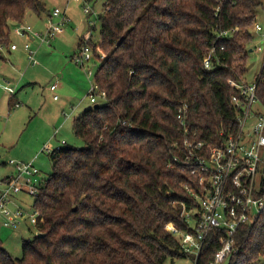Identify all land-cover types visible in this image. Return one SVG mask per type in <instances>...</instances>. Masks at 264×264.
<instances>
[{
  "label": "trees",
  "instance_id": "trees-1",
  "mask_svg": "<svg viewBox=\"0 0 264 264\" xmlns=\"http://www.w3.org/2000/svg\"><path fill=\"white\" fill-rule=\"evenodd\" d=\"M260 4L104 0L97 16L100 38L91 47L100 62L94 82L107 92L106 100L73 119V134L83 146L49 152L51 172L32 203L38 233L22 240L20 258L0 242V264H173L189 258L167 225L191 230L181 212L183 205L197 206L186 190H197V178L173 156L181 155L185 137L212 146L223 142L221 131H234L235 90L227 80L241 81L246 74ZM47 10L42 0H0V46L9 47L11 26L28 11L41 16ZM236 26L239 32L229 39L212 33L214 27ZM214 44L222 64L207 71L202 60ZM182 103L188 105L187 133L176 118ZM220 234L209 233L199 264L213 258ZM234 237L225 264H258L264 257V209Z\"/></svg>",
  "mask_w": 264,
  "mask_h": 264
},
{
  "label": "built area",
  "instance_id": "built-area-1",
  "mask_svg": "<svg viewBox=\"0 0 264 264\" xmlns=\"http://www.w3.org/2000/svg\"><path fill=\"white\" fill-rule=\"evenodd\" d=\"M74 1L82 3L86 15L95 14L88 1ZM218 11L219 5L214 8L216 15ZM70 21L65 11L55 7L46 19L47 26L44 31L35 30L24 23L16 25L13 31L19 36L32 35L40 43H49L56 35L63 32ZM94 24V21L87 20V30L81 36V43L71 55V61L83 69L84 65L95 57L91 47ZM252 29L255 32L262 30L257 22L253 23ZM237 32H239L238 26L228 30L214 27L212 31L216 39H229ZM219 47V50L225 48L222 45ZM10 48L13 50L16 45L12 44ZM217 48L214 44L203 57V67L207 71L222 64V58L217 55ZM254 48L253 51L257 55L263 51L259 45ZM2 49L3 47L0 46V50ZM25 51L29 63L36 65V51L28 44L25 45ZM91 74L89 69L86 75L91 76ZM263 79L264 54L261 58V67L251 81L245 76L241 81L227 80V84L235 90L231 97V104L237 112L234 131H229L227 134L221 131L223 142L212 146L193 136L185 137L181 144V155L173 156V161L184 162L197 178L196 191L186 187V190L194 196L197 206L189 209L183 205L181 212L191 230L183 232L172 223L167 225V229L179 240L182 251L192 258L193 264H199L198 258L203 243L209 233L215 229L221 231L218 237L219 247L206 264H225L226 256L233 249L237 228L254 222L264 209V87L261 88L260 84ZM4 88L8 93L13 94V88L7 86ZM50 89L54 90L55 85H51ZM106 93L94 81H90L88 97L91 102L96 104L99 98L105 101ZM53 98L56 99L57 95H53ZM14 106L20 105L16 102ZM188 112L186 103H182L176 112V118L184 133L189 132L190 128L187 124ZM64 143L61 141V144ZM9 164L13 167V172L4 178L3 188L0 191V228L16 229L21 221L27 220L38 233L39 215L36 210L32 208L33 213L28 215L20 207L11 209L8 205L12 196L19 193L37 196L42 183L39 170L31 162L10 160Z\"/></svg>",
  "mask_w": 264,
  "mask_h": 264
},
{
  "label": "rangeland",
  "instance_id": "rangeland-1",
  "mask_svg": "<svg viewBox=\"0 0 264 264\" xmlns=\"http://www.w3.org/2000/svg\"><path fill=\"white\" fill-rule=\"evenodd\" d=\"M47 6L56 4L60 9L66 8L71 23L64 27L62 35L51 41V46L32 42V49H36V65H30L23 50L20 61L0 60L5 69L0 70V191L3 188V179L11 175L13 167L9 161L33 163L39 170L41 180L51 172L49 152L60 146H83L81 139L75 137L72 131V121L86 109L94 105H102L103 99L96 104L88 97L90 81H94L99 61L96 57L84 65V69L71 61V55L77 48L78 36L87 30V20L94 21L91 42L99 41L100 24L96 15L101 12L104 0L88 2L95 14L86 15L82 3L74 0H45ZM257 9L255 21L261 25L264 32V0ZM13 31V30H12ZM250 48L262 46L263 51L258 55L249 52L245 78L251 81L253 75L261 67V58L264 54V39L260 33L252 28ZM14 36V35H13ZM81 37V36H80ZM58 44H56V41ZM21 55V54H20ZM91 70V76L86 75ZM88 76V77H87ZM54 84L56 91L50 90ZM4 86L14 89V99L20 106L9 107V93ZM58 99L54 100L53 95ZM64 141V144H61ZM33 198L23 193L12 196L9 203L11 209L16 206L30 215L33 213ZM37 231L27 220L21 221L18 228H0L1 246L13 258H20L23 239L36 236ZM258 264H264V257ZM166 264H171L167 262ZM173 264H193L192 258H182Z\"/></svg>",
  "mask_w": 264,
  "mask_h": 264
},
{
  "label": "crops",
  "instance_id": "crops-1",
  "mask_svg": "<svg viewBox=\"0 0 264 264\" xmlns=\"http://www.w3.org/2000/svg\"><path fill=\"white\" fill-rule=\"evenodd\" d=\"M42 2H44V4H45V6H46V8L48 9L47 11H48V13H46L45 15H41V16H37V15H35V14H33L32 12H27V14L25 15V17H24V19H23V21L21 22V23H24V24H29L33 29H35V30H38V31H44V29H45V26H47L46 25V19H47V17H48V15H49V13L52 11V9L53 8H55V7H59V6H57L56 4H54V5H52L51 7L50 6H47V4H46V1L45 0H42ZM63 11H65V13L67 14V11H66V8L64 9L63 8ZM69 16V15H68ZM70 18V17H69ZM70 20H71V18H70ZM72 21V20H71ZM71 23V22H70ZM69 23V24H70ZM16 25H12L11 26V29L13 30L14 29V27H15ZM67 26V25H66ZM88 27V26H87ZM11 30V35H10V40H12L11 41V44L10 45H12V44H15L16 45V48L15 49H11L10 48V45H9V47L8 48H3L2 50H1V55L3 56L2 58V60L1 61H5L6 59H5V57H6V55L7 56H10L9 57V59H10V61H13V62H18V61H20V57H22V54L24 53L25 54V56H26V58H27V53H26V51H25V45L26 44H28V45H30L31 46V44H32V42H37L38 41V39L37 38H35L34 36H32V35H29V36H19V35H17L14 31H12ZM63 32H64V30H63ZM62 32V33H63ZM62 33H60V34H58V35H56V36H59V35H62ZM14 35V36H13ZM55 36V37H56ZM81 36V35H80ZM80 36H78V37H80ZM54 37V38H55ZM53 38V39H54ZM52 39V40H53ZM51 40V41H52ZM78 40H79V38H78ZM78 40L76 41V42H78ZM58 41L59 40H57L56 41V44H58ZM39 42V45L38 46H40V44H46V45H48V47L49 46H51V42H49V43H40V41H38ZM79 43V42H78ZM77 43V44H78ZM32 48V47H31ZM21 49L23 50V53H21L20 51H21ZM35 51H36V49H35ZM21 54V55H20ZM36 54H37V51L35 52V57H36ZM27 60H28V58H27ZM29 62V61H28ZM30 64V63H29ZM31 65V64H30ZM6 67H5V65L4 64H0V70H3V69H5ZM53 85V84H52ZM51 86V85H50ZM51 90V89H50ZM52 91H56V88L54 89V90H51V92ZM14 94H15V92H13V94H10L9 93V96L10 95H13V97H14ZM55 95V94H54ZM54 99V98H53ZM58 99V97L56 98V99H54V100H57ZM15 101H14V103H13V105H15ZM13 107H15V106H13ZM12 167V166H11ZM13 172V168H12V170H11V173ZM10 173V174H11ZM0 242H1V239H0Z\"/></svg>",
  "mask_w": 264,
  "mask_h": 264
},
{
  "label": "bare ground",
  "instance_id": "bare-ground-1",
  "mask_svg": "<svg viewBox=\"0 0 264 264\" xmlns=\"http://www.w3.org/2000/svg\"><path fill=\"white\" fill-rule=\"evenodd\" d=\"M254 23H255V22H254ZM260 26H261V25H260ZM261 28H262V27H261ZM262 31H263V28H262V30H261L260 32H257V33H260V34L262 35V39H264V32L262 33ZM255 46H256V45H255ZM255 46H254V47H255ZM254 47L251 48V49L249 50V52L253 53V52H254L253 50L255 49ZM261 47H262V46H261ZM260 60H261V59H260Z\"/></svg>",
  "mask_w": 264,
  "mask_h": 264
},
{
  "label": "water",
  "instance_id": "water-1",
  "mask_svg": "<svg viewBox=\"0 0 264 264\" xmlns=\"http://www.w3.org/2000/svg\"><path fill=\"white\" fill-rule=\"evenodd\" d=\"M96 106H97V104L96 105H94V107L96 108Z\"/></svg>",
  "mask_w": 264,
  "mask_h": 264
}]
</instances>
